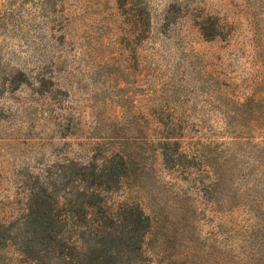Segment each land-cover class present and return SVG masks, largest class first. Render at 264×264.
I'll return each instance as SVG.
<instances>
[{"label":"rangeland","instance_id":"1","mask_svg":"<svg viewBox=\"0 0 264 264\" xmlns=\"http://www.w3.org/2000/svg\"><path fill=\"white\" fill-rule=\"evenodd\" d=\"M247 99L254 110H238ZM60 108L75 112L71 127ZM151 116L202 124L228 148L239 137V164L264 171V0H0L1 214L22 216L60 160L109 142L115 121ZM196 217L195 230L171 234L162 264L199 253L194 264H213L232 246L264 264V218L202 204Z\"/></svg>","mask_w":264,"mask_h":264},{"label":"trees","instance_id":"2","mask_svg":"<svg viewBox=\"0 0 264 264\" xmlns=\"http://www.w3.org/2000/svg\"><path fill=\"white\" fill-rule=\"evenodd\" d=\"M200 31L213 38L206 23ZM252 102H239L238 110H254ZM60 111L68 128L77 121L75 112ZM115 123L109 142L90 141L60 160L57 183L29 192L22 216L0 213V264H139V257L162 264L171 234L195 230L198 204L264 218V171L239 164L233 150L239 137L228 148L202 124L172 117L151 116L144 126ZM76 124L81 128V119ZM233 125L225 123L227 133ZM181 259L168 264L206 262L200 253ZM212 261L247 262L233 246Z\"/></svg>","mask_w":264,"mask_h":264}]
</instances>
